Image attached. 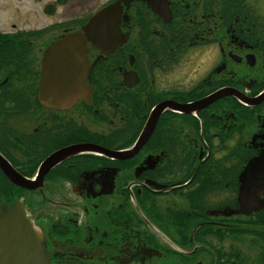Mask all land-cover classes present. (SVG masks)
<instances>
[{"label": "flooded vegetation", "instance_id": "obj_1", "mask_svg": "<svg viewBox=\"0 0 264 264\" xmlns=\"http://www.w3.org/2000/svg\"><path fill=\"white\" fill-rule=\"evenodd\" d=\"M2 119L49 264H264V0H0Z\"/></svg>", "mask_w": 264, "mask_h": 264}, {"label": "water", "instance_id": "obj_2", "mask_svg": "<svg viewBox=\"0 0 264 264\" xmlns=\"http://www.w3.org/2000/svg\"><path fill=\"white\" fill-rule=\"evenodd\" d=\"M46 92L47 88L42 84V99ZM0 168L12 183L32 188L33 182L22 177L1 155ZM43 241L42 234L27 219L21 204L0 210V264H49Z\"/></svg>", "mask_w": 264, "mask_h": 264}, {"label": "rangeland", "instance_id": "obj_3", "mask_svg": "<svg viewBox=\"0 0 264 264\" xmlns=\"http://www.w3.org/2000/svg\"><path fill=\"white\" fill-rule=\"evenodd\" d=\"M184 81H187V78L184 79ZM183 81V82H184ZM178 86L179 88H182L183 90H187L189 87L187 86V84H184V83H181L180 80H178ZM16 106H11V105H8L6 106V108L2 111V113H5L7 114L8 111H11L12 109H14ZM13 120L12 119H9L8 121H5L4 119H2L0 121V135H1V131H2V123L3 124H6L8 126V128H13L14 124H13ZM16 122V121H15ZM22 123H26V121H22ZM13 124V125H12ZM24 127H27V126H24ZM4 136V135H3ZM2 137V136H1ZM9 139V138H8Z\"/></svg>", "mask_w": 264, "mask_h": 264}, {"label": "bare ground", "instance_id": "obj_4", "mask_svg": "<svg viewBox=\"0 0 264 264\" xmlns=\"http://www.w3.org/2000/svg\"><path fill=\"white\" fill-rule=\"evenodd\" d=\"M23 209V208H22Z\"/></svg>", "mask_w": 264, "mask_h": 264}]
</instances>
